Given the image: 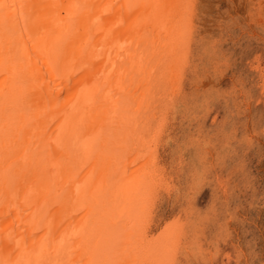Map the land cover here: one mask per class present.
Instances as JSON below:
<instances>
[{"label":"bare ground","instance_id":"6f19581e","mask_svg":"<svg viewBox=\"0 0 264 264\" xmlns=\"http://www.w3.org/2000/svg\"><path fill=\"white\" fill-rule=\"evenodd\" d=\"M197 1L0 0V264L204 261L193 159L178 211L158 205L175 191L159 147L196 66Z\"/></svg>","mask_w":264,"mask_h":264},{"label":"rangeland","instance_id":"374dc122","mask_svg":"<svg viewBox=\"0 0 264 264\" xmlns=\"http://www.w3.org/2000/svg\"><path fill=\"white\" fill-rule=\"evenodd\" d=\"M198 1L195 10L197 14L193 18L196 34L192 50L194 53L190 56L192 63L196 64L195 71L189 67L186 73L189 79V83H184L186 99L173 107L172 123L159 147L160 157L163 158V164H166L164 167L171 176L170 182L175 186V191L170 194L173 199L165 198L164 192L160 193L158 205L160 211L170 216L178 211L182 198L180 193L188 181L184 180L183 174L190 172L187 174L189 176L192 173V164L186 161V165L183 159H193L197 169L204 170L205 178H200L199 186L196 184V188L192 189L196 192L190 191L187 198L194 203L195 212L204 219L205 227L200 233L204 239L201 238L202 247H207H203L202 254H206L204 261L192 253L190 257L194 260L190 258L188 264H264V0ZM194 54L197 57H192L196 56ZM202 77L203 82L200 81ZM210 154L215 156L211 157ZM197 155L203 156L205 165L202 163L201 168L200 162L196 160ZM179 167L182 169L177 171ZM162 196L165 199L162 200ZM198 252L201 255V251ZM212 252L215 255H210Z\"/></svg>","mask_w":264,"mask_h":264}]
</instances>
